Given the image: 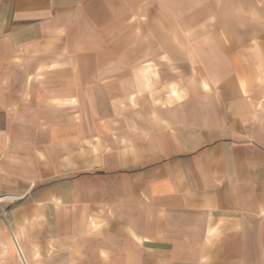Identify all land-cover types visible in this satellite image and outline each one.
Returning a JSON list of instances; mask_svg holds the SVG:
<instances>
[{
	"label": "crops",
	"instance_id": "obj_1",
	"mask_svg": "<svg viewBox=\"0 0 264 264\" xmlns=\"http://www.w3.org/2000/svg\"><path fill=\"white\" fill-rule=\"evenodd\" d=\"M158 1L80 0L66 56L64 0H0V170L29 197L9 216L28 264H264V108L232 79L221 97L158 102L159 78L140 75L167 88L176 68L139 59L222 41L205 15L198 33L160 34L179 0ZM237 40L264 47V32Z\"/></svg>",
	"mask_w": 264,
	"mask_h": 264
},
{
	"label": "rangeland",
	"instance_id": "obj_2",
	"mask_svg": "<svg viewBox=\"0 0 264 264\" xmlns=\"http://www.w3.org/2000/svg\"><path fill=\"white\" fill-rule=\"evenodd\" d=\"M233 3V0H179L177 6L174 9V17L171 19L175 20V25L170 24L166 14V8L163 0H159L160 9L165 8L163 11L159 12V24L157 28L159 29L160 34L167 33H176L182 34L189 30V24H195L192 28H195L194 33L199 32V27L197 26L198 22H206L204 21V15L207 19V22H218L217 27L215 25L208 26L209 32H216L218 35H221L222 41L219 42H190L184 43L188 51H190L189 57H161L158 61H154L156 59L151 58H141L139 59L140 65L149 66L158 68L161 65H173L176 68L171 75L174 74V80L172 83H168L169 86L166 88L165 85L161 83V77L163 76L161 73L152 75L151 73L141 74L140 76L146 77V80L149 84L152 81V78L160 80V99L159 103L168 99L171 101L170 103H179L184 98H191V102L197 98H213V97H221V82L225 79L235 80L236 83L240 85V93L242 91V97L245 101L250 99L253 101L255 105V111L261 113L264 108V47L262 41H252L242 43L237 40L239 35L246 32H253L255 34L264 32V0H253L255 9L246 10V9H230L228 6L230 3ZM80 0H64L63 3V16H60V11H57V15L62 18L65 30L63 31V50L65 51L66 56H70V52L73 43L71 40V14L75 15L76 11H72L71 8L76 7V5L80 4ZM4 12V11H1ZM251 13V14H248ZM6 13V12H4ZM232 15L231 18H228ZM56 16V15H55ZM221 17V18H219ZM144 21H148V17L144 15ZM39 19V18H38ZM38 19H34L33 21H37ZM220 21L222 22L220 24ZM253 24V27L251 26ZM215 33V34H216ZM189 34H193L190 32ZM227 37H231L232 40H226ZM256 39L260 38L255 36ZM236 39V41L234 39ZM224 40V41H223ZM179 45H183V43H177ZM248 46V47H247ZM164 50H167L166 47H163ZM254 48V49H253ZM199 49H205L207 51V57L199 58L195 57V51ZM76 50V49H74ZM241 50L245 51L240 57L237 52ZM255 50V53L253 52ZM213 51H217L218 56L215 57ZM227 51H230L228 53ZM220 52H222V56L219 57ZM64 60H71V58H65ZM30 60L31 66L33 63H38L41 61L40 58H31ZM42 62V61H41ZM127 62H131V59H127ZM40 65V63H38ZM86 64L83 63V65ZM134 64V63H133ZM186 66V72L180 68V66ZM248 65H252L254 73L253 76H248L250 73L246 67ZM44 66V64H43ZM206 67V68H205ZM81 69V62H80ZM148 71H150L148 69ZM205 71V72H204ZM83 74H80V82L86 81L84 79ZM31 77H33V82L35 81H45L48 78V75L43 74L39 75L32 73ZM190 83V87L189 84ZM239 87V86H238ZM255 87H259L255 89ZM151 92V90H148ZM162 94V95H161ZM242 99V100H243ZM256 104L258 107H256ZM2 126H6V122L0 123ZM6 166V165H5ZM17 172V170L15 171ZM7 173V170H0V198L3 197H15L18 200H6L4 202H0V264H22L18 258L15 247L12 244V231L14 228L12 226L9 227V216L12 219L13 212L24 205L29 203V197L22 198L19 197V194L12 193L6 190L7 179L3 176ZM2 175V177H1ZM3 225V228H2ZM11 229V230H10ZM15 232V231H14Z\"/></svg>",
	"mask_w": 264,
	"mask_h": 264
},
{
	"label": "bare ground",
	"instance_id": "obj_3",
	"mask_svg": "<svg viewBox=\"0 0 264 264\" xmlns=\"http://www.w3.org/2000/svg\"><path fill=\"white\" fill-rule=\"evenodd\" d=\"M6 200H18V199H16L15 197H3V198H0V202H4ZM13 242H14V245H15V249H16L18 258L21 261V263L22 264H28L26 262V259H25L24 255H23L22 248H21L20 242L18 240V236L16 234H14V233H13Z\"/></svg>",
	"mask_w": 264,
	"mask_h": 264
}]
</instances>
